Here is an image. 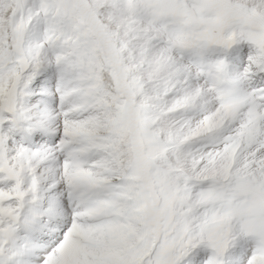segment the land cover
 <instances>
[{"label": "snow or ice", "instance_id": "snow-or-ice-1", "mask_svg": "<svg viewBox=\"0 0 264 264\" xmlns=\"http://www.w3.org/2000/svg\"><path fill=\"white\" fill-rule=\"evenodd\" d=\"M0 264H264V0H0Z\"/></svg>", "mask_w": 264, "mask_h": 264}]
</instances>
